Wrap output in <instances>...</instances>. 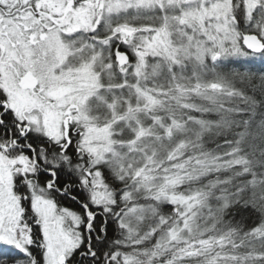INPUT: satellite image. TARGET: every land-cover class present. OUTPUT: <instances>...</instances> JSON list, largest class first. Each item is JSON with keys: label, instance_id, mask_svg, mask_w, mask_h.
Returning <instances> with one entry per match:
<instances>
[{"label": "snow or ice", "instance_id": "6c2138e0", "mask_svg": "<svg viewBox=\"0 0 264 264\" xmlns=\"http://www.w3.org/2000/svg\"><path fill=\"white\" fill-rule=\"evenodd\" d=\"M0 264H264V0H0Z\"/></svg>", "mask_w": 264, "mask_h": 264}]
</instances>
